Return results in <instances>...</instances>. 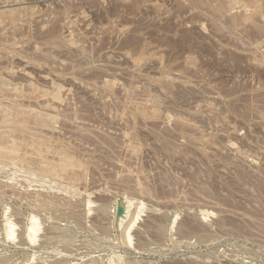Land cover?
I'll use <instances>...</instances> for the list:
<instances>
[{
  "label": "rangeland",
  "instance_id": "374dc122",
  "mask_svg": "<svg viewBox=\"0 0 264 264\" xmlns=\"http://www.w3.org/2000/svg\"><path fill=\"white\" fill-rule=\"evenodd\" d=\"M0 163V264H264V0H0Z\"/></svg>",
  "mask_w": 264,
  "mask_h": 264
},
{
  "label": "bare ground",
  "instance_id": "6f19581e",
  "mask_svg": "<svg viewBox=\"0 0 264 264\" xmlns=\"http://www.w3.org/2000/svg\"><path fill=\"white\" fill-rule=\"evenodd\" d=\"M107 84V83H106ZM12 163V162H11ZM28 163V162H27ZM1 164V163H0ZM28 165V164H27ZM5 166V165H4ZM26 167V166H25ZM6 170V169H5ZM12 172V171H11ZM10 173V172H9ZM19 174H20V172H19ZM11 175V174H10ZM9 176V175H8ZM20 176V175H19ZM9 178V177H8ZM14 178V177H13ZM18 178V177H17ZM21 181V180H20ZM57 181V180H56ZM8 182V181H7ZM12 183V182H11ZM14 183H16V182H14ZM10 184V183H9ZM0 187H2V186H0ZM32 187V186H31ZM67 189V188H66ZM7 190V189H6ZM34 190V189H33ZM1 193V192H0ZM6 193V192H5ZM35 193V192H34ZM10 197V196H9ZM24 197V196H23ZM49 198V197H48ZM52 198V197H51ZM29 199V198H28ZM34 199V198H33ZM40 200V199H39ZM47 200V199H46ZM26 201H29V200H26ZM33 201V200H32ZM37 202V201H36ZM57 203H58V201H57ZM34 204V203H33ZM42 204V203H41ZM41 206V205H40ZM64 206V205H63ZM67 206V205H66ZM119 206V205H118ZM10 208V207H9ZM9 208H7V209H9ZM36 207H34V209H35ZM53 208H54V206H53ZM75 208V207H74ZM118 208H120L121 210H122V212H123V214L125 213V211L123 210V208L124 207H118ZM62 209V208H61ZM68 209H69V207H68ZM120 210V211H121ZM105 211V210H104ZM117 211H119V210H117ZM120 211L119 212H117V213H120ZM12 213V212H11ZM122 214V213H121ZM119 218L120 217H123L122 215L120 216V214L119 215H117ZM11 217V216H10ZM124 224H126V223H124ZM123 224V225H124ZM126 227V226H125ZM23 234V233H22Z\"/></svg>",
  "mask_w": 264,
  "mask_h": 264
}]
</instances>
